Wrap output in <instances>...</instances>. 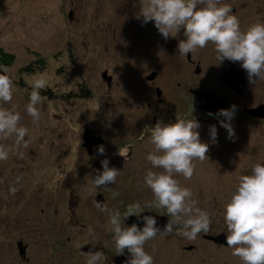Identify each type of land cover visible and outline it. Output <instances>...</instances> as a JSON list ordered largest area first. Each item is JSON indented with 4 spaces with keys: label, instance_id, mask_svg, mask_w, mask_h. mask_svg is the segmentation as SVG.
Segmentation results:
<instances>
[{
    "label": "rangeland",
    "instance_id": "374dc122",
    "mask_svg": "<svg viewBox=\"0 0 264 264\" xmlns=\"http://www.w3.org/2000/svg\"><path fill=\"white\" fill-rule=\"evenodd\" d=\"M124 2L0 0V49L11 52L14 58L11 64L1 63L0 66L9 69L15 86L12 103L18 105L21 124L30 130V136L26 137L28 147L14 151L10 159L0 162V264H85L86 257L82 253L97 250L104 253L101 264L112 260L116 251L108 231L107 213L99 212L93 201L101 192L108 207L119 208L122 213L125 211L122 207L130 203L139 201L143 205L153 198L143 179L151 167L146 159L154 148L151 138L137 143V150L126 160L116 158L118 151L112 150L119 140L129 141V128L133 129L130 125L143 115L140 109L144 110L149 101L157 99L156 92L150 96L139 80L147 75L149 68L158 69L157 62L161 68L164 99L159 113L163 107L173 110L170 115H174V119L177 116L194 118L200 124L201 141L209 144V159L195 161L196 170L191 180L177 177L183 186L192 189L200 206L211 213L213 222L207 234H227L223 205L238 183L239 175L249 173L252 164L264 160V122L232 118L235 137L230 139L220 123L221 120L227 122L226 117L214 118L201 112L198 101L189 92L196 78V89L208 88L226 96L230 108L236 106L234 115L237 116L243 115V106H255L264 100V82L257 81L253 85L247 81L241 96L230 93L221 84V69L229 60L219 63L214 45L213 56L209 58L208 54V60L207 47L197 50L203 67L199 75H195L181 55L165 60H150L138 54L129 58L125 50L131 46L136 52L141 50L140 30L145 26H136L133 32H129V27L126 35L122 21L127 19L119 10L123 6L125 11ZM241 2L249 11V21L244 28L258 17L264 20V0ZM257 7L259 11L255 16ZM98 21L108 23L107 40L102 45L108 42L110 50L115 51L114 62L110 55L104 60L97 58L95 46L101 43L94 40V36L87 42L89 34L94 35ZM71 47L73 50L69 52ZM119 48L121 52H117ZM105 67H110L109 72L112 69L116 75L117 84L112 92L99 83ZM37 74L45 78L48 88L57 94L54 99L47 98L38 105L42 115L38 126L32 124V118L25 111L32 90L29 82ZM78 83L84 84L83 87ZM66 91L71 98H65ZM73 91L85 95L73 98ZM212 125L216 127L215 142L210 137ZM86 130L105 138L102 156H107L109 167L120 169L116 182L97 188L95 196H89L86 188L103 169L102 164L92 167L97 157L89 158L83 147L82 136ZM4 143L11 144V141ZM17 176H22L19 191L11 195L9 184ZM113 191L119 193L115 199ZM143 210L166 214L165 210ZM89 227L94 229V236L88 235ZM60 232H64V236H57ZM204 234L191 241L176 233L159 236L148 241L145 249L153 255L154 264H217L223 259L241 264L230 248L215 247ZM19 242L27 245V257L21 256ZM189 245H195L196 251L186 250Z\"/></svg>",
    "mask_w": 264,
    "mask_h": 264
},
{
    "label": "clouds",
    "instance_id": "9594fccd",
    "mask_svg": "<svg viewBox=\"0 0 264 264\" xmlns=\"http://www.w3.org/2000/svg\"><path fill=\"white\" fill-rule=\"evenodd\" d=\"M137 3L139 12L136 18L143 17L144 24L154 22L165 40L177 38L183 29L185 38L178 43L180 55L194 54L211 43L219 63L225 59L239 62L247 72L250 84L264 82V20L257 18L242 28L238 16L233 14L232 5L224 0H137ZM29 84L32 90L25 111L32 118V124L38 126L42 118L38 105L46 99L41 90L47 89L48 81L37 74ZM14 92L9 69L0 66V162H6L14 151L26 149L29 145L26 137L30 136V130L21 124V112L18 105L12 103ZM235 109L233 105L218 113L227 119V122L221 120L220 123L227 129L230 139L235 137L230 123ZM199 127L194 118L179 116L175 122L158 120L151 127L154 148L146 156L151 167L146 170L143 179L152 192V200L143 205L139 201L130 203L123 214L119 208H109L103 202L93 201L99 212L107 213L108 231L112 234L116 253L122 255L127 250L130 254L124 264H154V257L146 251L145 245L158 234L166 236L175 231L191 241L199 234L210 231L213 222L211 213L200 206L192 189L183 186L177 178L182 176L191 180L196 170L195 161L209 159V144L201 141ZM210 137L212 142L216 141L215 125L210 126ZM4 141H11V144ZM98 152L105 154L103 145L98 146ZM118 154L126 160L128 148H119ZM101 164L102 172H98L86 188L89 196H95L97 188L114 184L120 174V169L109 167L107 158ZM21 180L22 176H17L9 184L11 195L19 191ZM118 195V192H112L114 199ZM144 208L165 210L168 220L163 230L155 216L140 215ZM133 215L143 221L142 228L135 222L130 226L125 224L126 218ZM223 219L227 232L226 245L232 250L231 254L238 257L241 264H264V160L252 164L249 173L239 175L238 183L223 205ZM88 235H95L93 228H88ZM82 255L86 257L85 264H101L104 259L100 250Z\"/></svg>",
    "mask_w": 264,
    "mask_h": 264
},
{
    "label": "flooded vegetation",
    "instance_id": "af4514ba",
    "mask_svg": "<svg viewBox=\"0 0 264 264\" xmlns=\"http://www.w3.org/2000/svg\"><path fill=\"white\" fill-rule=\"evenodd\" d=\"M125 1H126V3L125 2L124 3L126 4V7H125L126 12L124 11L123 6H120L119 10L124 14V19L125 18L127 19V21L125 20L126 23L124 22V20L122 21V24H124V26L126 27V29H125L126 35L128 33L127 28H129V27H130L129 32H133L134 27L145 26L144 28L141 27V30H140L141 31L140 35L143 36V40L141 42V48H140L141 50L139 52H136L135 49H133V46H131L129 49H126L125 52L128 51L129 58L134 57V55L138 54V56H142L143 58H150V60H155V59L161 60V58L165 60L166 58H170V57L175 56V55H180L179 51H178V43H179L180 39L185 38L183 36V29H181V32L179 33L177 38H171L170 37L167 40H165L164 37L159 33L158 29L155 27L154 22L149 21L148 23L144 24V23H142L143 17H140L139 19L136 18L137 14L139 12V6L137 3V0H125ZM224 2L232 5L233 14L238 16L240 23H241V27L244 28L246 22L249 21L248 20L249 15H247V12H249V11L245 8L246 5L244 3H242L241 0H224ZM127 4H128V6H127ZM258 11L259 10L257 7V9L255 11V16L257 15ZM258 18H260V17H258ZM107 27H108V23L98 21L97 28L95 29L94 35L89 34V36L87 37V42L89 43V39L93 38V36H94L95 37L94 40L99 41L101 43L98 46H95V52H96L97 58L104 60V59H108V57L110 55L111 58L113 59V62H114V60L116 58L115 51L110 50V46L108 45V42L105 43L104 45H102L107 40L106 39ZM137 32H136V35H137ZM130 44H132V42H130ZM208 49L210 51H208ZM72 50H73V48L71 47V50H69V52H72ZM117 52H121V48H119V50ZM73 54H74V52H73ZM208 54H210L209 58H211L213 56L211 43L207 46V48H205V55H206L207 60H208ZM200 57H201V55L199 56L197 53H194V54L189 53L187 56H182V55L180 56L181 59H184L190 65L189 67L191 70L194 71L195 75H199L203 69V67L201 66ZM101 63L104 65V62H101ZM109 64L112 65V60H110ZM150 65H151V63H150ZM156 66L158 67V69L149 68L147 75H145L144 78L139 77V80L142 81L141 85L144 87V89L148 90L150 96H153L154 91L156 92L157 99L156 100L153 99L152 101H149L147 103V107L144 110L140 109V111H143V115H141L140 118L136 122H134L133 124L130 125V126H133V129L129 128V137H130L129 141H120L119 140L118 145L117 144L115 145L116 146L115 150H112L113 152H115V151H118L119 148L127 147L128 148V159L131 157V155L134 153V151L137 150L136 149L137 143H139V144L142 143L148 137L151 138V127H153L158 120L162 121L163 123L170 122V121L173 122V120H176V118L175 119L172 118V117H175L174 115H170L171 112H173L172 109L167 110V109L162 107L160 110V113H159V108L163 104L164 99L162 97V91L163 90H162V87L160 84L161 68L158 66V62H157ZM231 67H234L238 70L244 71L243 68H239V65L236 62L234 63V62L228 61V63L225 64V67H223L221 69V75H223ZM207 68H208V62H207ZM102 70H104V71H102ZM102 70H101L102 71L101 72L102 78L100 79L99 83L103 84L105 87H107L108 91L112 92L113 89L115 88L116 84H117L116 75L112 69H111V72H109L110 67H105ZM246 75H247V73H246ZM247 81H248V77H247ZM247 81L245 84V89L241 93L236 91V90H232L228 85L223 84L222 82H221V84L225 88L227 87V89L229 90L230 93L237 94L238 96H241L244 94V92L246 90ZM192 82H193L192 85L189 86V92H190V94H192L193 98L198 101V105H199L201 112H203L204 114H207V115L209 113H211V115H209V116L214 117V118H215V116L216 117L222 116V115L218 114L221 109L218 111H212V110L204 111L201 108V106L199 104L198 97L195 95L194 91L211 92L214 95L218 96L221 100L226 101V104H225L224 108H222V109H230V101H229V99H227L226 96L224 97L218 91L208 90V88L206 90L196 89V85H197L196 78L193 79ZM78 85H79V87L82 88L84 84H82L80 86V84L78 83ZM86 85H88V81L86 82ZM88 87L90 88V86H88ZM87 92H88V90H87ZM158 92H160V94H158ZM68 93H70V92H67V95H65L66 96L65 98H71L68 96ZM88 93H90V91ZM82 95H85V93ZM82 95H81L80 91H77V92L73 91L72 97L75 98V97L82 96ZM84 98H87V97H84ZM49 99L52 100L51 98H49ZM261 104H264V100L259 102V104H256L255 106L254 105L248 106V107L243 106L242 107L243 108V110H242L243 115H239V114L237 116L234 115L233 118L236 117L237 120L245 118V120H251L254 122H256V121L264 122V118L253 117L248 112H246V110H248L250 108L257 107L258 105H261ZM162 112H164V114H163L164 117L161 115ZM84 134L82 136L83 147L85 148V151H86L87 155L89 156V158L97 157L96 162L93 164L94 166H92V167H97V165H101V161L103 159L107 158V156H102L98 152V146L99 145L105 146L106 140L104 137L92 133L93 135H96V136L102 138V143L99 145H92L88 149V146H86V142L88 140H90V137H88V140H87L84 138ZM134 138H135V140H134ZM130 140H132V141H130ZM140 148L141 147L139 146V148H138L139 151H140ZM115 156H118L116 158H119V159L123 158L119 154H117V155L115 154ZM10 157H12L11 154H10ZM10 157H9V159H10ZM26 157L27 156H25V158ZM120 161L122 162L123 160H120ZM126 165H127V163H126ZM96 200L101 201V202L106 204V197L101 192H99L98 195L96 196ZM122 208H124L123 209V211H124V210H126L127 206L122 207ZM151 210H154V209H151ZM124 212H122V213H124ZM144 212L155 213L158 215L167 216L166 214L157 213V212L150 211V210H144L142 213H144ZM125 224L127 226H130L132 224V221L126 219ZM175 233L176 232L173 231L169 235H174ZM64 234H65L64 232H60L57 236H64ZM222 234L227 235L225 232H222L220 234H204L203 237L206 240H208L210 244L214 245L217 248L227 247L226 244H223L220 242H215L213 239H209L206 237L207 235L217 237V236L222 235ZM159 236H161V235L158 234L157 237H159ZM67 238L68 237H66V239ZM52 239L53 238H51L50 240H52ZM18 245L20 248L21 256H24V255L26 256L27 250H28L27 245H24L23 242H19ZM185 249L192 253V252L196 251V246L195 245H189ZM22 251H23V253H22ZM122 255H118L115 253L112 256V260H110L108 262V264H117L118 261H122V264H124V261L127 258H124L122 260L121 259ZM217 264H235V263H231L229 261V259H223L220 262H218Z\"/></svg>",
    "mask_w": 264,
    "mask_h": 264
},
{
    "label": "water",
    "instance_id": "95a60500",
    "mask_svg": "<svg viewBox=\"0 0 264 264\" xmlns=\"http://www.w3.org/2000/svg\"><path fill=\"white\" fill-rule=\"evenodd\" d=\"M246 81H247L246 72L238 70L234 67H231L228 71H226L221 76V82L223 84L228 85L232 90H236L240 93L244 91ZM194 93L198 97L199 104L204 111H208V110L218 111V110L224 108V106L226 104V101L221 100L218 96L214 95L211 92L194 91ZM158 94H160V92H158ZM246 112H248L253 117L264 118V104L258 105L257 107H254V108H250V109L246 110ZM88 137H90V140H88ZM84 138L88 140L86 142V146H88V149L92 145H99L102 143V138H100L96 135H93L89 131H86V133L84 134ZM140 215L141 216H143V215L155 216L156 220H157V224L161 230H163L164 225L167 223V220H168L167 216L158 215L155 213L144 212V213H141ZM126 219L131 220L132 223H134V222L137 223L138 227H141V228L143 227V221L138 220L137 216H135V215L130 216ZM206 237L209 239H213L215 242H220V243L226 244V235H224V234L219 235L217 237L208 236V235ZM22 253H23V251H22ZM129 256H130V254L127 252V250H125L121 259L123 260L124 258H128ZM117 264H122V261H118Z\"/></svg>",
    "mask_w": 264,
    "mask_h": 264
},
{
    "label": "trees",
    "instance_id": "16d2710c",
    "mask_svg": "<svg viewBox=\"0 0 264 264\" xmlns=\"http://www.w3.org/2000/svg\"><path fill=\"white\" fill-rule=\"evenodd\" d=\"M10 53L11 52H5V51L0 49V64L1 63L11 64L14 61L13 55ZM40 59H45V58H40ZM27 68L30 69V67H28V66H27ZM88 92H89V90H88ZM41 95L43 97H45L46 99L47 98L54 99L57 94H54L53 91L51 90V88L47 87V89L41 90Z\"/></svg>",
    "mask_w": 264,
    "mask_h": 264
}]
</instances>
